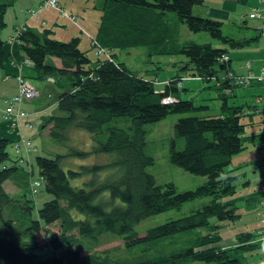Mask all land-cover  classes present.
<instances>
[{
  "label": "trees",
  "instance_id": "1",
  "mask_svg": "<svg viewBox=\"0 0 264 264\" xmlns=\"http://www.w3.org/2000/svg\"><path fill=\"white\" fill-rule=\"evenodd\" d=\"M202 4L205 0H105L97 45L92 39L95 58L88 53L90 48H82L80 37L61 41L53 38L49 29L37 33L31 28L21 34V49L36 73L29 78H54L64 90L59 94L58 107L65 115L50 116L43 127H49L48 140L65 151L55 157L36 156L41 176L36 181L44 183L54 197L39 208L35 217V202L27 192L15 197L4 186L11 180L32 193L38 187L36 181L30 183L34 169L21 164L19 157L13 158L7 151L11 140L0 138V264H250L246 260L250 252L263 248L258 240L261 224L252 231L238 233V246L219 245L224 237L223 224L241 217L233 198L240 174H234L228 166L235 155L248 148L249 141L264 135H246L247 124L242 119L248 105L229 103L228 88L240 86L223 78L230 64L221 57L230 48L251 45L261 35L236 38L225 34L223 21L193 14L194 6ZM8 7L0 1V31L7 26ZM170 11L176 12L190 30L208 32L226 47H215L212 42L180 43L178 30L165 19ZM140 46L148 47L150 56L185 55L188 60L184 68L193 70L192 75L220 82L213 85L221 91L219 114H191L174 125L171 162L206 177L194 189L180 191L172 181L159 183L148 171L155 158L146 151L148 131L144 125L172 113L210 108L176 95L182 82L178 75L165 84L163 91H157L155 80L138 75L112 51ZM5 48L6 41L0 37V67L5 63ZM53 57L60 59L61 66L49 61ZM166 98L173 101L165 102ZM123 116L130 117L133 125L123 128L112 124ZM73 130L89 135L90 148L73 143ZM29 138L37 147L32 155L40 147ZM178 139L183 140L182 148L178 147ZM92 156H106L107 160L64 167L69 159ZM72 180H80L82 185H73ZM202 197L211 199L185 217L152 226L143 234L137 228L150 216ZM212 218L217 221L212 222ZM54 223L61 230L50 240L55 250L41 256L37 251L48 246L41 247L38 232ZM105 236L122 238L121 252L129 255L121 258L113 250H96L106 243ZM178 237L183 239L180 246H161Z\"/></svg>",
  "mask_w": 264,
  "mask_h": 264
},
{
  "label": "rangeland",
  "instance_id": "2",
  "mask_svg": "<svg viewBox=\"0 0 264 264\" xmlns=\"http://www.w3.org/2000/svg\"><path fill=\"white\" fill-rule=\"evenodd\" d=\"M60 1L62 2L65 9L69 11L68 13L70 14L74 13L78 15L80 22L83 25H85V29L88 30L87 31L88 34L82 32L80 28L74 24L75 21L73 20L68 21L67 19H64L65 17H63V14L59 9L55 7H50L51 9L48 11V14H51L53 17H57V16L59 18L62 17L61 19L67 25H69L68 28H70L66 32L63 31L65 32L64 36L59 35L58 36L59 38L56 37L53 38L61 41H70L73 37V36H69L71 35L70 34L71 29L72 28L79 29V31L82 34V38L84 40V46L86 48H90L89 49L90 51L88 53L91 56H93V58H95L96 57V54H94L95 50L90 45L91 44L90 35L95 36V38L98 36L99 28L100 25L102 24L103 7L105 4V0H60ZM64 1H66L68 4H66ZM222 1L223 0H206L205 4L194 6L193 14L197 16L213 18L212 15L216 16V13L211 11V9L221 7L223 5ZM253 2L254 4H252V6H255L258 0H250V3ZM250 3L249 4L240 3L241 9L239 10L242 11H237L238 13L236 12V14H232L233 19L231 21L236 24L230 23L228 20H226L223 26V30L225 34L227 35L230 34L231 36H235L236 38H243V37L252 38L255 37L256 34L261 36L263 35L261 29L263 22L261 20H257L260 23L258 30L256 28L257 26L256 19L253 18L247 19V17H249L248 14L245 20L240 19L239 17L240 13L249 10ZM166 14H167L165 16L166 21L169 24H171L173 28H176L178 30L180 43L183 44L188 41H195L198 43L212 42L215 45V47L219 44L225 45L220 40L213 38L208 32L205 31L194 32L190 30L185 23L180 21L178 14L176 12L170 11L167 12ZM76 23L79 24L78 20ZM259 31L261 33H259ZM249 48L250 47L244 49L230 48V52L233 54L234 57L247 56L248 58H252L251 56L254 54L251 52V49ZM112 51L114 53H118L119 60L125 62L129 67H131L134 71H136L138 75L143 76L146 79L155 80V87L157 91H163L166 87L165 84L173 77L178 75L181 78L182 82H184V86H182V84L179 85L180 91L176 93V95L179 98H181L182 100L193 99L197 105H210L209 110L203 109L196 113H184V114L172 113L159 122L148 123L144 125L145 129L148 131L146 151L148 154L152 155L155 158V163L149 167L148 171L156 176L158 182L166 183L172 181L176 184L177 188L180 191L187 189H194L197 186L201 185L206 180L205 176L193 174L185 170L183 167L178 166L171 162L170 159L171 141L172 138L175 136L174 125L179 118L191 114L203 116L208 112L212 114H217L219 112L218 109L219 110L221 109V103H222V100L219 97L221 91L218 90L215 86L213 87V85L217 84V81L213 79L206 81L203 78L192 75L193 70L184 68V66L187 65L186 62L188 59L185 55L182 54L168 55L167 53H164V54H155L150 56L148 53V47L146 46L130 47L129 49L116 48V49H112ZM54 59L56 60L58 59L57 61H60L59 58H55V57L50 58L49 61L55 62ZM174 62L176 63L174 64ZM21 76L27 77L23 74ZM29 79L31 80V83L38 89L39 95L33 99H28L23 102L22 107L26 111H29L31 113V117L33 118V121H31L28 116V119L31 121L32 126L27 127L25 126V123L22 122L19 127L21 128V132H19V134H22V136L28 138L29 137L33 138L40 147V149L37 153H34L32 155H28V154L25 155L24 153H22L20 156H17L14 148L15 143L10 141V143L7 146V151L15 159H18L19 157L20 163L24 164L29 170L34 169V175L30 177V183H33L34 181L40 180L41 178L39 169L37 165H35L36 156L45 155L49 157H55L58 153H63L65 151V149H63L62 147L56 144L51 143V141L47 139L46 136H48L49 127H45V128L43 127L46 120L51 116L50 112H44L46 106H49L51 104L55 105L59 97L58 94H60L61 91L64 90L54 82V78H49L51 81L48 79L35 78V77ZM159 80H162L163 82L160 83ZM18 92H19V81L17 78L8 77L6 80H4L3 78L0 77V126L6 124V121L4 119V111L6 110L8 101L11 100L13 96L17 95ZM238 92H241L239 88H238ZM258 95H262V99L259 101L258 104L255 105L252 104L253 97L251 98L250 104H244L246 106L248 105L246 107L247 109L246 115L242 119L243 122L247 124L246 127L247 136L264 134V91ZM231 99L230 102H234L231 101ZM242 103H243L242 97H239V99L237 100V105H240ZM59 113L62 112L60 111ZM251 114H253L252 117ZM42 115H49V116L44 118L42 117ZM59 115H65V112ZM251 121H253L252 122L253 124L251 123ZM112 124L118 125L119 127H123V128H129V126L133 125V122L130 117L123 116L117 118V120ZM23 129L24 131H22ZM9 131L12 132L10 129ZM71 135L74 144H78L80 146L84 145L85 148H90L89 144L91 139L86 132L81 130H73L71 132ZM262 137L259 138L255 143L249 141L247 143L248 148L243 151L244 155H239V154L235 155L233 157L232 163L230 164V166H228V170H233L234 174H240V177L237 180L238 192L235 194V196H233V198L236 199V205L238 206V212H240L241 217H239L236 221L226 222L223 224V227L221 229V234L224 237L223 240L219 243V245L222 247L238 246L240 244L239 237H237L238 233L243 231H252L254 229H257L259 226L258 221L260 220L261 214L260 215L257 214L256 207L252 206L249 203L251 201H255L254 198L248 200L249 202L245 200L244 193H246L249 190H244L243 188L245 187L243 186L247 184L246 179L255 177L256 173L259 172L255 168V166L257 167L258 161H256V159L253 156L256 152H258ZM178 147L179 148L183 147L182 139H178ZM238 156H244V160H246L247 162H244V164L241 163V161L243 160H240ZM96 160L105 162L107 160V157L101 156L99 158H96L92 156L91 158L85 160L69 159L67 161V164L64 163V167L66 169L68 167L77 168V166L81 163H92L93 161ZM261 161H262V154H261V159L258 162L259 165ZM71 182L73 185L76 186L82 185L81 184L82 182L80 180H72ZM263 182L264 181H260L258 189L260 188ZM254 183H252V187L250 190H253L255 188L256 183L255 185ZM4 186L6 190L15 197H18L19 195L23 194L26 191L29 198L33 199L35 202V206H36V210L34 211L35 217H38L39 208H41L46 201L51 200L54 197L52 194L46 191L44 183L41 186L37 187V189H33L32 193L29 192L28 189H26V186H24L23 188L18 187L11 180H7L4 183ZM210 199H211L210 197L198 198L196 200L185 203L181 208H174L166 212L150 216L146 220L142 221L137 228L143 234L148 228L152 226L164 223L171 219L182 218L189 215L190 213H192V211L208 203ZM216 221L217 218H212V222H216ZM60 234H61L60 226L57 223L44 226L42 230L38 232V241L41 247H44L46 245L48 246V248L39 249L37 251L38 254H40L41 256H45L47 253H50L51 249H54L50 244V240L53 237L59 236ZM104 239L106 243L101 247L100 246L97 247L96 250H105V249L111 251L113 250L115 251L114 254L116 255L120 254L121 258L129 255L123 251L121 252V250L124 249V240L122 238L115 236H108V237L105 236ZM169 243L174 246L177 245L180 246L183 243V239L178 237V238H174L171 241L167 240L162 242L161 246H167ZM246 260L250 264H264V249L261 248V249H257L254 252L253 251L250 252ZM186 264H214V263H208L205 261H192Z\"/></svg>",
  "mask_w": 264,
  "mask_h": 264
},
{
  "label": "crops",
  "instance_id": "3",
  "mask_svg": "<svg viewBox=\"0 0 264 264\" xmlns=\"http://www.w3.org/2000/svg\"><path fill=\"white\" fill-rule=\"evenodd\" d=\"M0 1L9 4V7L7 9V12H6V16H5L7 26L5 29L0 31V37L6 41V48H5L6 49V58H5L4 66L0 67V77L3 78L4 80H6L8 77H14V78L18 79V77L22 74L25 76L36 75L35 71L32 70V66H28V64H27V57H26L25 53L22 51L21 46H20L21 42H18L13 38V36L16 33V30L21 26H27V28H31L37 33H42L45 29H49V30H51V33H52L51 36L52 37L59 38L58 37L59 35L64 36L65 32L68 31V29H70V28H68L69 25H67L61 19L62 17L61 18H59L58 16L53 17L51 14H48V11L51 9L50 7L40 10L38 12V14L35 16L29 15L28 10L30 8L38 7V5H39L38 0H0ZM64 2L66 4H68L66 1H64ZM60 3L63 6L61 1H60ZM222 3H223V5L221 7L211 9V11L216 13V16L212 15L213 18H217V19L223 21L224 24H225L226 20H228L230 23H233L231 21L233 19L232 14H236L237 11H242V10H239V9H241L240 3L235 1V0H223ZM249 3H250V0H249L248 4ZM252 4H254V2L250 3L249 10H251ZM63 8L66 12V14L61 12L63 14V17H65L64 19H67L68 21H70L71 19H70L69 15H72L74 13L70 14V13H68L69 11H67L64 6H63ZM249 10L245 11L247 13H245V12L240 13V15H239L240 19L245 20L246 15L248 14V12H250ZM74 15H77V14H74ZM77 20H78L79 24L76 23ZM77 20L75 21L74 24L77 27H79L82 32H85L86 34H88L87 33L88 30L85 29V25H83L80 22L79 18H77ZM44 21H45V24H43ZM248 22H249V20H248ZM233 24H236V23H233ZM259 24H260L259 21H257L256 28L258 30H259V26H260ZM63 31H65V32H63ZM259 33H261V32L259 31ZM70 34L71 35H69V36L80 37L82 48H84L85 50L88 49L84 46V40L82 38V34L79 31V29L72 28ZM94 35H95V33H94ZM228 35H230V34H228ZM90 37H91V44L90 45H91V47H93L92 46V43H93L92 39L94 41L95 36L90 35ZM232 37H235V36H232ZM217 46L223 47V48L226 47L225 45H221V44H219ZM247 47H250L249 49H251V52L254 54L251 56L252 58H248L247 56H245V57H239V56L234 57L230 51L228 52V56H229L228 61L230 64V68L227 70L235 72V73H241V74L246 73L248 71L258 72L260 70L261 66L264 65V37L260 36L258 41H254L251 45H248L244 48H247ZM244 48H241V49H244ZM54 60L57 64V66H61V62L57 61L58 59L57 60L54 59ZM175 63L176 62H174V64ZM226 72L227 71H224L222 73V75H225ZM48 80H50V79H48ZM159 82L162 83L163 81L159 80ZM181 84H182V86H184V82H181ZM217 84L219 85L220 82L217 81ZM238 88L241 90V92H238ZM228 89L227 90H228L229 98L230 99L234 98V99H231V101H234V102H230V99H229L230 104H233V103L237 104V100L239 99V97H242V102H243L242 104H250L251 98L253 97V103L252 104L255 105V104H258L259 101L262 99V95H258V94H260L261 92L264 91V84L263 83H260V84L255 83V84L248 86V87H233L231 89L230 88H228ZM208 106H210V105H208ZM218 111L219 112L217 114H219L221 112V109L220 110L218 109ZM44 112H50L51 116L62 114V113H59L60 109L58 107V99H57L55 105L51 104L49 106H46V109L44 110ZM28 113H29V119L31 121H33V118L31 117V113L29 111H28ZM47 116H49V115H42V117H44V118H46ZM9 129L13 132H10ZM25 129H27V128H25ZM22 131H24V129ZM21 135L22 134H19V132H17V130L13 129L9 125L8 122H6L5 125L0 126V138H8L12 142H15V141L17 142L20 139ZM46 137H47V139H49L48 136H46ZM257 140H255L254 143ZM239 155H244V154L242 152ZM238 157L240 158V160H243V161H241V163L244 164V162H247L246 160H244V156H238ZM253 157L256 159V161H258V162L260 161V159H261L260 147L258 149V152H256ZM259 157H260V159H259ZM252 162H250V163H252ZM258 162H257V167L255 166V168L260 173L259 172L256 173L255 177H251V178L246 179L247 184L244 185L245 184V182H244L243 187H245V188H243V189L249 190L246 193H244V198L247 202H249L248 200H250L252 198L255 199V201H251L249 203L252 206L256 207L257 214L260 215V213H259L260 209H261L260 202L263 199V193L262 194L260 193L258 186L260 184V181H264V172L258 166L259 165ZM254 181L256 183V186L253 190H250L252 187V183H254ZM255 183H254V185H255ZM234 201L236 202V199H234ZM258 222H259L258 224H261V215H260V220ZM258 240H259V238H258Z\"/></svg>",
  "mask_w": 264,
  "mask_h": 264
},
{
  "label": "built area",
  "instance_id": "4",
  "mask_svg": "<svg viewBox=\"0 0 264 264\" xmlns=\"http://www.w3.org/2000/svg\"><path fill=\"white\" fill-rule=\"evenodd\" d=\"M39 5L36 8H30L28 10L31 16H35L41 9L55 7L59 9L62 13H65L63 6L60 3V0H38ZM258 6L252 7L251 11L248 13L249 18H256V20H261L262 23V33L264 35V0H258ZM70 19L76 21L78 16L77 15H69ZM248 18V17H247ZM45 24V21L43 22ZM27 30L26 26H21L16 30L15 35L13 38L21 42L20 36L21 34ZM94 44L97 45L96 41L94 40ZM229 56L228 54H224L221 57V61H228ZM15 64V63H14ZM28 66H31L32 63L30 60L27 59ZM223 78L228 81L231 85H238L240 87H247L250 85L258 83H264V65L260 68L258 72L248 71L246 73H235L232 71H227ZM19 92L17 95L13 96L11 100L8 101V106L6 107L4 118L5 121L9 123V125L21 132L20 125L22 122L25 123V126L31 127L30 121L28 119L29 113L26 111L22 104L25 100L33 99L39 95L38 89L31 83V80L28 77L19 76ZM173 100V98H166L164 99L165 102ZM15 152L17 156H20L22 153L31 154L37 150L36 145L32 142V140L25 136H20V139L16 142ZM260 150L262 154V161L259 165L260 169L264 172V136L260 142ZM36 186H41V181L35 182ZM260 193H263V199L261 200V225L262 229L259 231V241L262 242L264 248V182L261 184L259 188Z\"/></svg>",
  "mask_w": 264,
  "mask_h": 264
},
{
  "label": "bare ground",
  "instance_id": "5",
  "mask_svg": "<svg viewBox=\"0 0 264 264\" xmlns=\"http://www.w3.org/2000/svg\"><path fill=\"white\" fill-rule=\"evenodd\" d=\"M264 84V83H263ZM171 101H173V100H170V101H168V102H171Z\"/></svg>",
  "mask_w": 264,
  "mask_h": 264
}]
</instances>
